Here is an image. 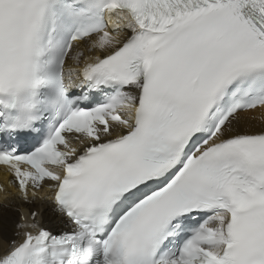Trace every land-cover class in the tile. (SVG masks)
Returning a JSON list of instances; mask_svg holds the SVG:
<instances>
[{
    "label": "snow or ice",
    "instance_id": "6c2138e0",
    "mask_svg": "<svg viewBox=\"0 0 264 264\" xmlns=\"http://www.w3.org/2000/svg\"><path fill=\"white\" fill-rule=\"evenodd\" d=\"M259 109L264 0H0V264H264Z\"/></svg>",
    "mask_w": 264,
    "mask_h": 264
},
{
    "label": "bare ground",
    "instance_id": "6f19581e",
    "mask_svg": "<svg viewBox=\"0 0 264 264\" xmlns=\"http://www.w3.org/2000/svg\"><path fill=\"white\" fill-rule=\"evenodd\" d=\"M244 115L246 116H253L257 118V123H259L261 120H264V109H259L256 111H253L251 113H245ZM1 175V174H0ZM4 180H6V178H4ZM14 190L10 189V192L7 194V196L5 198H0V209H2V206L5 204H9L10 202L14 201ZM10 215H12L11 213H9ZM49 215L47 209H45V217H47Z\"/></svg>",
    "mask_w": 264,
    "mask_h": 264
}]
</instances>
